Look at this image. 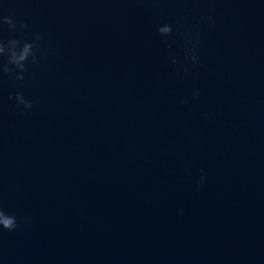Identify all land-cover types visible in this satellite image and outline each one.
Listing matches in <instances>:
<instances>
[{"label":"water","instance_id":"95a60500","mask_svg":"<svg viewBox=\"0 0 264 264\" xmlns=\"http://www.w3.org/2000/svg\"><path fill=\"white\" fill-rule=\"evenodd\" d=\"M0 15L43 37L23 82L0 78V206L18 220L0 264H264V0H4Z\"/></svg>","mask_w":264,"mask_h":264},{"label":"clouds","instance_id":"9594fccd","mask_svg":"<svg viewBox=\"0 0 264 264\" xmlns=\"http://www.w3.org/2000/svg\"><path fill=\"white\" fill-rule=\"evenodd\" d=\"M3 4L4 0H0V6ZM207 20L213 22V17L209 15ZM4 24L15 35L6 40L0 38V78L11 76L14 83L23 82L25 73L29 68V63L34 65L39 63L41 59V41L43 37L40 32H34L29 37L26 31L30 27L28 21L16 19L13 15H0V26ZM157 31L162 37H169L173 33V25L168 22L162 23L158 26ZM184 41V60L195 66L199 62V57L190 33H184ZM169 56L173 65L183 68L184 71L188 70L187 65L182 64L174 54L169 52ZM199 94V89H194L191 97L185 96L181 98V103L188 104L190 99L195 98ZM12 98L10 96V99ZM14 100L13 110L19 109L21 114H25L33 108V101L20 91L15 93ZM204 182L205 176L201 174L196 186L197 191L202 188ZM17 227L18 220L16 214L0 206V231H14Z\"/></svg>","mask_w":264,"mask_h":264}]
</instances>
